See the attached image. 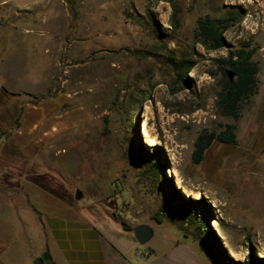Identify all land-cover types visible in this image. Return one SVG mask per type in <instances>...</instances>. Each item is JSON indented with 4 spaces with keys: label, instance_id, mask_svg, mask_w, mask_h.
<instances>
[{
    "label": "rangeland",
    "instance_id": "1",
    "mask_svg": "<svg viewBox=\"0 0 264 264\" xmlns=\"http://www.w3.org/2000/svg\"><path fill=\"white\" fill-rule=\"evenodd\" d=\"M16 1L0 4L1 106L10 116L2 131L10 134L27 102L42 96L62 99V110L89 105L94 116L36 156L13 148L15 173L31 174L91 220L106 211L107 221L131 229L150 224L154 234L138 242L143 253L187 245L209 264H246L250 251L264 258V0ZM235 11L227 46L208 48L195 36L198 18ZM245 41L259 46L258 88L235 117L221 99L230 68L221 58ZM230 122L237 141L215 139L195 161L197 136ZM11 164L0 169L1 191L17 186L11 231L26 229L22 243L37 253L45 229L53 241L46 222L56 209L23 193L20 177L7 175ZM22 243L12 253L23 255Z\"/></svg>",
    "mask_w": 264,
    "mask_h": 264
},
{
    "label": "crops",
    "instance_id": "2",
    "mask_svg": "<svg viewBox=\"0 0 264 264\" xmlns=\"http://www.w3.org/2000/svg\"><path fill=\"white\" fill-rule=\"evenodd\" d=\"M3 2L12 4L15 8L19 6L16 0L0 1V4ZM62 102L59 97L46 100L44 96L37 102H27L20 123L10 134L8 130L5 131L7 137L0 144L3 147L0 154L3 155L0 156L3 157L0 159V169L7 171L6 167L1 165L15 163V170L10 169L7 175L13 179L20 177L22 189L25 190L22 192L29 196L28 198L34 197L40 204H49L56 209L53 214H49L46 222L53 241L47 239L49 230L46 231L44 222V245L40 251L33 253L32 242L29 239L27 243H22L26 237L31 238L26 229L21 231L20 236H13L16 227L11 223L10 202L12 203V198L16 199V189L13 188L17 186L8 183L6 187H13V191L0 189V220H3V224L0 222V264H209L187 245L179 248L173 246L167 252L160 254L155 253L154 248L138 254L141 248L134 233L135 226L131 229L120 221L115 223L107 221L106 216L110 219L112 216L106 211H103L105 215L99 214L102 220L100 218L91 220L81 216L74 211L72 202L50 190L46 185L40 184L31 174L15 173L18 162L13 148L19 147L25 154L36 156L50 140L79 128L94 116L89 105L82 104L62 110ZM5 113L15 115V108L5 107ZM5 117L10 116H2L0 91V131H2L1 119ZM41 213L43 214V211ZM18 243L25 245L20 249L25 250L21 256L12 253V246ZM20 250L18 249V252ZM47 250L50 256L46 255ZM41 256H44V259L38 263L37 258Z\"/></svg>",
    "mask_w": 264,
    "mask_h": 264
},
{
    "label": "trees",
    "instance_id": "3",
    "mask_svg": "<svg viewBox=\"0 0 264 264\" xmlns=\"http://www.w3.org/2000/svg\"><path fill=\"white\" fill-rule=\"evenodd\" d=\"M240 16L241 13L239 11H235L230 13L228 16L213 17L206 15L204 17H200L198 18L195 36L208 48L217 49L227 46L228 41L224 33L236 20L240 18ZM258 48V44L251 45L250 42L245 41L240 47L230 51L228 57L221 58L222 62L229 64V69H232L236 75L232 80L230 79V76L226 78L221 90V99L227 113L232 114L235 117L240 116L244 101L249 100L257 91V73L259 71V64L257 60L252 58V56ZM190 66L191 63L188 64V67ZM236 126L235 122H230L227 123L226 128L220 132H201L195 141L193 151L194 160L197 162L201 161L205 156L206 149L215 139L225 142H236ZM156 165L165 168L159 157L156 159ZM171 186L173 187L172 182L170 183V187ZM175 192H177V190H175ZM172 197L174 196H169V199L174 200ZM195 201L198 202V204L202 203L201 198H198ZM189 212L191 213L192 209H189ZM124 224L127 228H131L125 222ZM207 224L209 225V221H206L203 227ZM225 250L227 249L225 248ZM46 255L50 256V252L48 250L46 251ZM248 255L249 257L246 264H259V261L264 260L263 257L256 255L253 251H250ZM42 259H44V256L38 257L37 262L40 263V260L42 261ZM230 260L234 263L236 261L231 256Z\"/></svg>",
    "mask_w": 264,
    "mask_h": 264
},
{
    "label": "water",
    "instance_id": "4",
    "mask_svg": "<svg viewBox=\"0 0 264 264\" xmlns=\"http://www.w3.org/2000/svg\"><path fill=\"white\" fill-rule=\"evenodd\" d=\"M228 73L230 79L232 80L234 78L235 72L232 69H228ZM6 137L7 133L5 131L0 134V144L4 139H6ZM77 196H80L79 191L77 192ZM134 233L141 243H145L154 234V228L148 223H140L134 227Z\"/></svg>",
    "mask_w": 264,
    "mask_h": 264
},
{
    "label": "bare ground",
    "instance_id": "5",
    "mask_svg": "<svg viewBox=\"0 0 264 264\" xmlns=\"http://www.w3.org/2000/svg\"><path fill=\"white\" fill-rule=\"evenodd\" d=\"M146 141L149 143V144H153L155 141L154 139L152 138H146Z\"/></svg>",
    "mask_w": 264,
    "mask_h": 264
},
{
    "label": "built area",
    "instance_id": "6",
    "mask_svg": "<svg viewBox=\"0 0 264 264\" xmlns=\"http://www.w3.org/2000/svg\"><path fill=\"white\" fill-rule=\"evenodd\" d=\"M143 251L142 250H138V254H141Z\"/></svg>",
    "mask_w": 264,
    "mask_h": 264
}]
</instances>
